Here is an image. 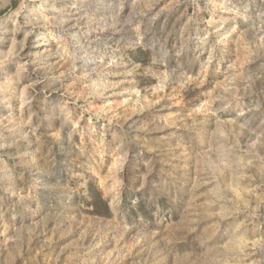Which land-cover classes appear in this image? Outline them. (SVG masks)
Instances as JSON below:
<instances>
[{
    "label": "rangeland",
    "instance_id": "374dc122",
    "mask_svg": "<svg viewBox=\"0 0 264 264\" xmlns=\"http://www.w3.org/2000/svg\"><path fill=\"white\" fill-rule=\"evenodd\" d=\"M0 264H264V0H0Z\"/></svg>",
    "mask_w": 264,
    "mask_h": 264
}]
</instances>
